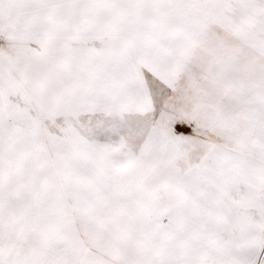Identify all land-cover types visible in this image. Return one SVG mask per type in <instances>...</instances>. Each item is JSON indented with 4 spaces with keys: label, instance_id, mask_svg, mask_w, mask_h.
<instances>
[{
    "label": "snow or ice",
    "instance_id": "1",
    "mask_svg": "<svg viewBox=\"0 0 264 264\" xmlns=\"http://www.w3.org/2000/svg\"><path fill=\"white\" fill-rule=\"evenodd\" d=\"M0 264H264V0H0Z\"/></svg>",
    "mask_w": 264,
    "mask_h": 264
}]
</instances>
